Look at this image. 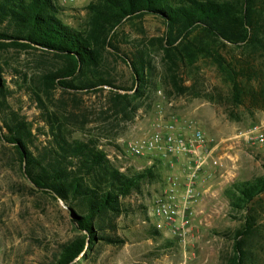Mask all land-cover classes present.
Instances as JSON below:
<instances>
[{
	"label": "rangeland",
	"instance_id": "obj_1",
	"mask_svg": "<svg viewBox=\"0 0 264 264\" xmlns=\"http://www.w3.org/2000/svg\"><path fill=\"white\" fill-rule=\"evenodd\" d=\"M54 1L59 5L61 19L81 29L90 0ZM164 31L162 19L153 14L124 21L117 29L114 43L123 53L142 49L155 65L151 80L157 90L135 101L137 109L131 118L114 114L109 86H102L98 92L57 87L50 90V98L38 91L42 99L39 104L33 91L36 78L57 68L62 60L42 49L0 47L1 76L7 86V106L3 108L8 114L16 113L30 127L31 147L50 140L45 114L55 112L63 117L65 133L70 138H95L121 171L149 166L155 171L153 178L143 180L137 190L122 199L124 209L116 219L115 230H106L121 242L101 241L87 260L73 264H224L243 217L242 211L229 206L225 191L232 183L264 174V143L249 144L243 139L248 129L264 130V103H252L249 96H244L242 103L232 100L230 84L219 66L202 55L192 65L178 61L180 78L185 85L194 87L177 93L163 79L167 72L164 67L170 62L161 43ZM190 38L203 39L198 31ZM206 44L211 46L209 40ZM214 46L228 61L251 62L248 68L254 79L250 85L258 86L264 81V47L254 51L229 44ZM100 71L117 86L131 84L130 70L111 50L103 53ZM2 117L0 110V125ZM172 118L178 124L190 123L201 129L215 145L214 156L220 162L216 167L206 166L200 175L197 186L203 199L196 208L203 212L201 219L194 221L186 244L149 221L152 199L164 187L169 167L155 155L127 156L124 146L129 139L145 137ZM1 133L6 134V128L2 127ZM185 160L181 157L171 168L178 178ZM260 206L256 241L257 253L264 259V193ZM72 217V210L61 200L30 184L21 172L15 150L0 137V264H54L60 246L78 234Z\"/></svg>",
	"mask_w": 264,
	"mask_h": 264
},
{
	"label": "trees",
	"instance_id": "obj_2",
	"mask_svg": "<svg viewBox=\"0 0 264 264\" xmlns=\"http://www.w3.org/2000/svg\"><path fill=\"white\" fill-rule=\"evenodd\" d=\"M58 13L59 5L54 0H0V47L42 49L62 60L57 68L36 78L33 91L39 104L42 99L38 91L50 98V90L57 87L98 92L102 86H109L114 114L131 118L137 109L135 101L157 90L151 80L155 65L144 50L123 53L114 40L124 21L145 14L159 16L164 23L161 43L170 62L164 67L167 72L163 79L177 93L194 87L185 85L180 78L178 61L192 65L202 55L219 66L230 84L232 100L242 103L243 97L249 96L252 103H264V81L258 86L250 85L254 79L248 68L252 67L251 62L228 61L214 46L216 43L245 50L262 49L264 0H90L81 29L65 23ZM195 31L203 39L190 38ZM107 50L130 70L129 87L117 86L101 73L103 53ZM1 71L0 65V137L15 150L21 172L30 184L72 210V222L78 231L60 246L54 264L87 260L101 241L121 242L106 234V230H115L116 219L124 209L122 199L137 190L143 180L155 176L153 166L121 171L95 138H70L65 133L63 117L55 112L45 114L50 140L31 147L30 127L16 113L8 114L3 108L7 106V86ZM2 127L6 134L1 133ZM262 193L264 174L232 183L225 191L229 206L242 211L243 217L234 231L231 252L224 264H264L256 241Z\"/></svg>",
	"mask_w": 264,
	"mask_h": 264
},
{
	"label": "built area",
	"instance_id": "obj_3",
	"mask_svg": "<svg viewBox=\"0 0 264 264\" xmlns=\"http://www.w3.org/2000/svg\"><path fill=\"white\" fill-rule=\"evenodd\" d=\"M243 139L249 144H263L264 130L248 129L243 132ZM124 146L127 156L155 155L169 167L164 187L152 199L149 221L156 229L166 228L181 244H186L192 235L194 221L200 220L203 212L196 208L203 199L197 186L200 175L206 166L220 165L214 156L215 145L201 129L190 123L178 124L172 118L145 137L129 139ZM181 157L186 160L178 178L171 168Z\"/></svg>",
	"mask_w": 264,
	"mask_h": 264
}]
</instances>
